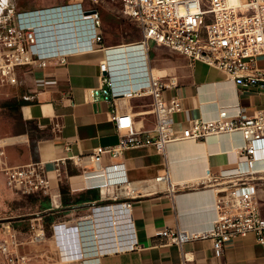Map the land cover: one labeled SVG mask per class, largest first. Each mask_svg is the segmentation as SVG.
Instances as JSON below:
<instances>
[{"label":"crops","instance_id":"0c3cea01","mask_svg":"<svg viewBox=\"0 0 264 264\" xmlns=\"http://www.w3.org/2000/svg\"><path fill=\"white\" fill-rule=\"evenodd\" d=\"M66 21L77 38L56 46L53 40L54 50H47L58 51L64 61L51 57L45 66L16 68L14 82L0 76V245L8 251L0 250V264H8L9 255H24L29 264H60L79 259L85 248L99 249V264H264V244L253 234L225 244L220 257L209 239L178 247L155 236L162 229L211 228L220 186L204 181L206 170L254 186L264 215L262 147L250 170L240 174L246 157L239 132L185 138L193 120L214 119L221 109L234 117L264 113V90L236 85L222 71L153 42L143 49L129 45L140 39L126 43L101 36L99 43L81 42L92 37L93 24L76 11L39 17L42 25ZM106 59L117 89L141 86L147 73L174 82L164 97L177 99L174 130L185 139L169 144L164 154L140 146L116 159L104 154L98 164L92 160L95 148L119 141L114 112L128 114L135 131L151 132L156 123L149 96L92 100ZM33 162L43 164L46 193L9 188L3 169ZM159 176L167 177L157 181ZM32 225L44 230L40 243L32 240Z\"/></svg>","mask_w":264,"mask_h":264},{"label":"built area","instance_id":"2783aa9c","mask_svg":"<svg viewBox=\"0 0 264 264\" xmlns=\"http://www.w3.org/2000/svg\"><path fill=\"white\" fill-rule=\"evenodd\" d=\"M88 1L97 4L99 0ZM115 1L121 4L123 15L132 20L141 33V39L130 46L138 45L143 49L153 42L185 56L191 63L200 61L222 71L236 85L264 90V0ZM62 11H76L83 20L90 19L94 30L88 42L101 41L97 30L100 27L99 13L91 7L84 10L82 0L34 11H17L10 0H0V76L3 80L14 82L16 68L34 64L45 66L51 57H60L64 61L58 51H47L50 44L59 40L51 39L49 35L41 36L38 29L44 25L35 22L39 16ZM88 11L92 13L87 14ZM67 40L62 38L60 41ZM99 71L100 82L90 91L92 100L113 103L120 97L149 96L156 123L151 132L135 131L128 114L114 112L112 121L120 133L119 141L111 147L95 148L91 158L96 164L104 154L116 159L129 148L153 146L164 154L169 144L181 139L202 141L233 132H239L244 140L240 151L246 160L242 162L240 174L250 170L257 158L258 147H262L264 158V113L234 117L226 109H221L214 119L193 120L189 132L181 138L174 130L179 103L175 97H164V91L174 87L173 81L147 73L140 87L127 92L114 86L107 59L100 63ZM3 172L7 186L24 194L46 193L49 187L41 162L5 167ZM166 177L159 176L156 180L163 181ZM204 178L206 183L220 186L215 199L216 218L211 228L200 232L162 229L155 236L164 244L178 247L190 241L209 239L216 257L222 255L225 244L249 234H253L259 244H264V215L259 210L254 186L234 184V178H216L209 170ZM127 195L133 196L132 192ZM121 205L129 209L131 204L123 202ZM31 230L33 242L40 243L45 236L44 230L34 225ZM0 250L4 254L8 252L6 245L1 244ZM100 255L98 249L85 248L79 259L61 261L60 264H99ZM7 262L29 264L24 255H9Z\"/></svg>","mask_w":264,"mask_h":264},{"label":"rangeland","instance_id":"374dc122","mask_svg":"<svg viewBox=\"0 0 264 264\" xmlns=\"http://www.w3.org/2000/svg\"><path fill=\"white\" fill-rule=\"evenodd\" d=\"M76 0H10L11 4L17 11H34L39 9L57 7L64 4H70ZM91 8L97 9L100 18L101 36L112 41L134 42L141 39V33L134 22L125 17L122 13L121 4L115 0H99L97 4L90 3L88 0H83L84 10ZM54 27L56 31H54ZM83 30V25H80ZM41 36L49 35L51 39L68 37L67 39L77 38L74 33L73 23L71 21L61 22L59 24L48 25L38 29ZM56 32V33H55ZM48 36V37H49Z\"/></svg>","mask_w":264,"mask_h":264},{"label":"bare ground","instance_id":"6f19581e","mask_svg":"<svg viewBox=\"0 0 264 264\" xmlns=\"http://www.w3.org/2000/svg\"><path fill=\"white\" fill-rule=\"evenodd\" d=\"M64 11H62V13H63ZM54 13H58V14H60L61 12H54ZM53 13V14H54ZM39 17H41V16H39ZM38 17V18H39ZM36 20V19H35ZM90 20V19H89ZM91 21V20H90ZM37 24H40V22H39V19L38 20H36L35 21ZM92 22V21H91ZM82 25H84V24H82ZM93 30H94V28H93V26H92V33H93ZM54 46V45H53ZM55 46H56V43H55ZM54 46V47H55ZM133 47H135V46H133ZM137 47H139L138 45H137ZM137 47H135V48H137ZM53 47H51V45L50 46H48V50L50 49H52ZM139 48H141V47H139ZM137 87H140V86H130L126 91L127 92H129V91H131V90H133V89H135V88H137ZM114 208V207H113ZM109 210V209H108ZM115 210L113 209V212H114ZM116 214V213H115ZM104 218V217H103ZM95 220V219H94ZM99 250V249H98Z\"/></svg>","mask_w":264,"mask_h":264},{"label":"water","instance_id":"95a60500","mask_svg":"<svg viewBox=\"0 0 264 264\" xmlns=\"http://www.w3.org/2000/svg\"><path fill=\"white\" fill-rule=\"evenodd\" d=\"M87 14L88 13H92V12H90V11H88V12H86ZM61 23V22H60ZM56 24H59V23H55V24H53V23H50V24H44V26H48V25H56ZM54 31H56V28L54 27ZM56 33V32H55ZM89 40V38L87 39H82V40H80L81 42H87Z\"/></svg>","mask_w":264,"mask_h":264}]
</instances>
